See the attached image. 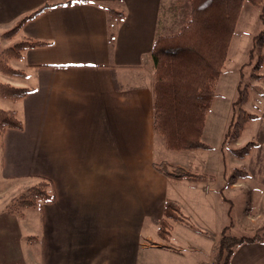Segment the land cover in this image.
<instances>
[{"label": "crops", "instance_id": "crops-1", "mask_svg": "<svg viewBox=\"0 0 264 264\" xmlns=\"http://www.w3.org/2000/svg\"><path fill=\"white\" fill-rule=\"evenodd\" d=\"M67 1L23 24L15 38L48 44L11 61L21 77L1 75L31 91L15 102L0 99L24 125L8 129L0 147V264H214L215 243L198 229H224L216 189L201 187L218 175L178 180L157 168L165 149L154 129L150 52L176 0H0V37L44 4ZM256 143L240 159L246 176L230 180L224 170L222 178L261 202L264 141ZM41 181L51 184L53 202L11 213L12 200ZM167 199L186 221L173 222L165 240L158 227ZM250 238L229 264H264V236Z\"/></svg>", "mask_w": 264, "mask_h": 264}, {"label": "trees", "instance_id": "trees-1", "mask_svg": "<svg viewBox=\"0 0 264 264\" xmlns=\"http://www.w3.org/2000/svg\"><path fill=\"white\" fill-rule=\"evenodd\" d=\"M47 3L25 16L11 29L1 35L3 40L11 41L19 35L23 24L36 17L48 8L70 4ZM190 14L186 23L176 33H158L155 36L150 56L153 64V107L154 129L170 151L210 149L203 142L202 136L205 122L210 109L218 98L217 85L224 73L228 61L229 48L236 30L243 6L249 3L261 7L264 14V0H186ZM119 19L124 17L122 12H115ZM263 17V15H261ZM254 48L261 54L257 68L264 61V32L254 38ZM113 38L111 36V43ZM48 43L33 40L28 37L12 42L0 51V74L13 78L21 77L23 71L10 64L12 60L22 58L23 52ZM261 75H253L259 79ZM31 90L19 88L10 82L0 79V99L18 101L27 96ZM247 88L241 89L240 103L248 100ZM256 114L241 109L238 116L231 119L222 143L224 147L233 141H238L245 125L250 120H256ZM23 121L13 110L0 107V147L8 129H23ZM257 145L250 141L239 148H231L230 152L239 159H245ZM169 166V165H168ZM168 166H157L166 175L175 179H203L204 176L181 173L180 169L168 171ZM246 176V172L237 169L230 180ZM50 183L41 181L28 187L20 196L14 198L8 209L11 213L23 214L24 209L37 208L45 203H51L54 195L50 191ZM186 218L181 214L179 205L167 199L164 206L163 218L159 222L158 232L161 238L168 239L173 222H183ZM192 228L193 225L190 224ZM230 226L224 227L220 234L215 235L201 231L214 241V264H229L237 245L254 240L250 237H237L230 232Z\"/></svg>", "mask_w": 264, "mask_h": 264}, {"label": "rangeland", "instance_id": "rangeland-1", "mask_svg": "<svg viewBox=\"0 0 264 264\" xmlns=\"http://www.w3.org/2000/svg\"><path fill=\"white\" fill-rule=\"evenodd\" d=\"M190 14V7L186 0H176L169 4L163 12L161 28L165 34L176 33L186 23ZM263 15V17H261ZM10 28H4L7 31ZM264 32V14L261 7H255L245 3L233 34L229 48L228 61L224 68L217 85L218 98L213 103L210 112L207 115L202 141L211 146L210 149L170 151L166 148L160 137L161 145L165 150L157 156L156 161L159 166H168V171L173 172L176 168L183 172L180 166L188 172L195 175L215 174L218 180H208L201 187L210 186L216 191L207 190L209 193H215L217 199L221 202L222 218L220 224L222 227L233 226L230 228L232 233L237 236L257 237L264 236V201L253 197L245 189L231 191L228 188L227 179L223 180L222 172L227 171V176L235 175L237 169H242L241 160L235 157L231 148H239L250 141H264V64L258 69L259 55L261 54L254 48V38ZM13 42L18 39L15 38ZM0 37V51L12 41H5ZM264 55V51L262 52ZM13 66V63L10 61ZM261 75L259 79L253 78V75ZM0 79L1 74H0ZM241 89L247 88L248 100L246 103H240ZM241 109L248 113L256 114V120H250L241 133L238 141L228 143L222 151V143L231 119L238 116ZM241 144H238V142ZM253 151V150H252ZM258 156H264V150L257 153ZM256 155V156H257ZM166 160V161H164ZM174 163V164H173ZM180 165V166H179ZM1 187V185H0ZM4 187V186H3ZM5 188V187H4ZM201 189V191H202ZM7 190V189H6ZM22 189H16L14 194L19 195ZM213 191V192H212ZM23 192V191H22ZM21 192V193H22ZM222 192V193H221ZM256 192V191H254ZM225 197L226 200L222 197ZM257 194V193H255ZM255 202V203H254ZM1 204V201H0ZM1 206V205H0ZM35 208V207H34ZM228 210L231 212L228 216ZM255 216V222L252 223L246 218L247 213ZM224 216V217H223ZM228 216V217H226ZM261 217V218H260ZM252 223V224H251ZM261 225L258 229H250L249 225ZM6 229L5 235L11 236V232ZM2 235V233H1Z\"/></svg>", "mask_w": 264, "mask_h": 264}]
</instances>
